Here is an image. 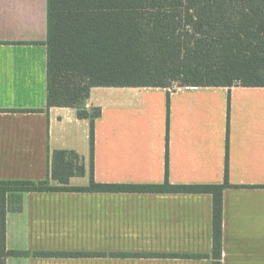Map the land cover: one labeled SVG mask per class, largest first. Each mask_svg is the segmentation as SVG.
Returning <instances> with one entry per match:
<instances>
[{
    "label": "crops",
    "instance_id": "obj_1",
    "mask_svg": "<svg viewBox=\"0 0 264 264\" xmlns=\"http://www.w3.org/2000/svg\"><path fill=\"white\" fill-rule=\"evenodd\" d=\"M47 11L48 0H0V180L45 179L57 149L76 151L89 169L90 121L75 108L46 110ZM86 107L101 108L100 183L163 184L168 169L173 185L224 184L228 153L222 264H264V86L94 87ZM7 206V248L31 254L6 264H213L174 255H212L210 193L11 192Z\"/></svg>",
    "mask_w": 264,
    "mask_h": 264
},
{
    "label": "trees",
    "instance_id": "obj_2",
    "mask_svg": "<svg viewBox=\"0 0 264 264\" xmlns=\"http://www.w3.org/2000/svg\"><path fill=\"white\" fill-rule=\"evenodd\" d=\"M47 20L46 110L71 107L79 118L90 121L89 169L76 151L57 149L48 151L45 179L0 180V264H6L9 256L31 254L7 248V195L11 192L166 190L213 195L212 255H174L212 257L213 264H222L228 153L224 184L173 185L168 169L163 184L97 182L94 123L101 108L89 109L86 101L94 87L264 86V0H48ZM169 103L170 92L168 118ZM87 174L88 185L70 183L71 178ZM34 255L106 253L34 251Z\"/></svg>",
    "mask_w": 264,
    "mask_h": 264
},
{
    "label": "rangeland",
    "instance_id": "obj_3",
    "mask_svg": "<svg viewBox=\"0 0 264 264\" xmlns=\"http://www.w3.org/2000/svg\"><path fill=\"white\" fill-rule=\"evenodd\" d=\"M179 83H175V86H177ZM178 87V86H177Z\"/></svg>",
    "mask_w": 264,
    "mask_h": 264
}]
</instances>
